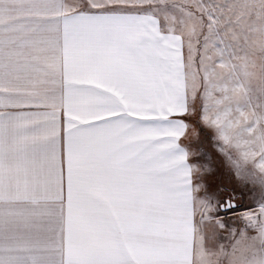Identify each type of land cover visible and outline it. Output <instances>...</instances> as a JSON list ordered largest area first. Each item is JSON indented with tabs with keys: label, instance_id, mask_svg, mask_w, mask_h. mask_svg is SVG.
<instances>
[{
	"label": "snow or ice",
	"instance_id": "1",
	"mask_svg": "<svg viewBox=\"0 0 264 264\" xmlns=\"http://www.w3.org/2000/svg\"><path fill=\"white\" fill-rule=\"evenodd\" d=\"M249 49L264 54V0H0V264H129L125 249L142 264H264V206L244 213L256 236L207 249L209 208L175 154L200 106L264 173ZM32 200L35 238L17 227ZM92 216L115 231L104 259L82 256ZM156 231L171 239L143 235Z\"/></svg>",
	"mask_w": 264,
	"mask_h": 264
},
{
	"label": "rangeland",
	"instance_id": "2",
	"mask_svg": "<svg viewBox=\"0 0 264 264\" xmlns=\"http://www.w3.org/2000/svg\"><path fill=\"white\" fill-rule=\"evenodd\" d=\"M248 53L247 73L255 83L261 75L258 67L259 51L249 49ZM186 120L189 128L185 141L192 173L194 203L208 206V222L215 226L214 238L206 237L205 247L211 251H216L220 246L227 249L232 243V235L239 236L242 231L256 236L253 229L245 228L243 216L246 212L264 206V173L254 170L250 164L242 165L236 150L226 149L218 130L203 120L202 107L197 106L194 115H186ZM226 199L233 201L235 206L221 210L219 205Z\"/></svg>",
	"mask_w": 264,
	"mask_h": 264
},
{
	"label": "crops",
	"instance_id": "3",
	"mask_svg": "<svg viewBox=\"0 0 264 264\" xmlns=\"http://www.w3.org/2000/svg\"><path fill=\"white\" fill-rule=\"evenodd\" d=\"M258 57V67L262 74V66H264V54L259 52ZM180 119L187 125L186 115L182 116ZM175 154L186 155L184 165L191 169L188 152L186 149L185 135L177 141ZM190 181L191 197L192 201L194 202L192 173L190 174ZM34 204L35 201L32 200L16 206L23 210V214L17 218V227L20 229L21 233L30 234L33 238L39 234L41 229V218L31 215L27 211L28 209L32 208ZM39 206L49 207L51 204L47 200L40 199ZM245 228L247 229L248 227L245 225ZM143 235L147 239H171L170 234L164 231L145 232ZM79 236L82 256L84 258L104 259L107 258L108 249L112 240L115 238V231L111 225L101 217H82L79 221ZM248 236L250 237L251 235ZM148 258V253L141 252L137 249H125L122 256V259L128 261L129 264H142V262Z\"/></svg>",
	"mask_w": 264,
	"mask_h": 264
},
{
	"label": "water",
	"instance_id": "4",
	"mask_svg": "<svg viewBox=\"0 0 264 264\" xmlns=\"http://www.w3.org/2000/svg\"><path fill=\"white\" fill-rule=\"evenodd\" d=\"M233 206H235V203L233 201H229L228 199H226L224 203H221L219 205V208L221 210H228V209L232 208Z\"/></svg>",
	"mask_w": 264,
	"mask_h": 264
},
{
	"label": "flooded vegetation",
	"instance_id": "5",
	"mask_svg": "<svg viewBox=\"0 0 264 264\" xmlns=\"http://www.w3.org/2000/svg\"><path fill=\"white\" fill-rule=\"evenodd\" d=\"M229 200V199H228ZM229 201H231V200H229Z\"/></svg>",
	"mask_w": 264,
	"mask_h": 264
}]
</instances>
